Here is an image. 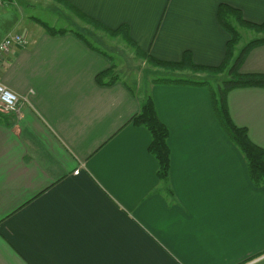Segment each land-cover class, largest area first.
I'll return each mask as SVG.
<instances>
[{
	"label": "crops",
	"instance_id": "0c3cea01",
	"mask_svg": "<svg viewBox=\"0 0 264 264\" xmlns=\"http://www.w3.org/2000/svg\"><path fill=\"white\" fill-rule=\"evenodd\" d=\"M4 2L0 41L18 33L28 43L0 63V83L20 98L19 112L0 122V264H264V187L219 126L209 92L188 78L136 88L126 53L117 61L119 48L98 34L126 40L153 73L172 75L151 60L217 66L229 40L220 5L262 23L264 0ZM51 8L65 26L39 17ZM41 23L65 32L51 35ZM96 25L126 26V36ZM143 64L135 74L147 72ZM239 72L264 74V43ZM137 90L168 128L165 181L150 133L130 123L144 100ZM226 102L234 124L264 149V89H232Z\"/></svg>",
	"mask_w": 264,
	"mask_h": 264
},
{
	"label": "trees",
	"instance_id": "16d2710c",
	"mask_svg": "<svg viewBox=\"0 0 264 264\" xmlns=\"http://www.w3.org/2000/svg\"><path fill=\"white\" fill-rule=\"evenodd\" d=\"M2 1L4 2L7 0H2ZM218 13H219L218 16L221 26L226 30V32L230 36V39L227 42L228 47L226 52L228 58H231V51H230L231 48L235 45L236 42L239 41L240 38L239 35L240 32L238 30L237 25L241 27L251 28L253 30L255 29L258 30L259 26L264 28V22L262 23L247 22L245 19L242 18L240 12L230 9L228 8V6H224L223 4L220 5ZM42 24L47 30V32L51 35L63 34L65 32L64 30H55L44 23H41V25ZM95 24L98 23L95 22ZM96 27H98L100 30L106 31L109 35H113V36L120 35L123 37L126 36V30H127L126 26H121L115 30L106 29L100 25H96ZM11 34H17V33H11ZM77 35L80 38H82L83 42L88 44L83 36L79 34ZM3 39L0 41V43L3 41ZM263 43H264V37L254 38L250 40L245 46H243L242 49L240 50L239 55L235 57V59L231 62L230 66L227 67L228 76L227 79L222 82L223 86L219 85L217 91L210 90L209 94L211 95L210 96L211 104L216 120L218 121L219 126L221 127L222 131L226 134V136L234 143L236 147H238L242 151L247 163L248 172L252 182L255 185L264 187V149L262 147L257 146L250 140L246 128L238 127L236 126V124H234L230 116L226 102L227 93L232 89L246 88V87H255V88L264 89V74L239 72L242 60L249 52V50ZM131 45L135 48L133 43ZM136 51L137 53H139V50L137 48ZM151 61L165 68L177 67L184 70H187L186 68H189V70L191 69V71L212 69L211 66H204L193 63L189 57H185L183 61L180 63L163 62V61L159 62L155 60H151ZM225 64L226 61L224 59L223 63L218 67H220L221 69L225 66ZM110 72L111 70L107 69L97 74L96 75L97 81L98 82L105 81L104 78L110 77L111 75ZM202 83L203 82H195L196 85H203ZM8 121H9V117L5 113L0 112V122L8 123ZM130 123L135 126L144 127L150 133V142L148 144V151L155 157L157 161L158 164L157 176L160 179H163L164 181L167 180L166 178H168L170 171V151L167 145V138L169 132L167 126L164 123H162L161 120L158 118V114L154 106V103L149 96H147V98H145L141 102L138 113H136L131 117Z\"/></svg>",
	"mask_w": 264,
	"mask_h": 264
},
{
	"label": "rangeland",
	"instance_id": "374dc122",
	"mask_svg": "<svg viewBox=\"0 0 264 264\" xmlns=\"http://www.w3.org/2000/svg\"><path fill=\"white\" fill-rule=\"evenodd\" d=\"M58 3L61 4L60 2H58ZM51 5H53V4H51ZM23 7L25 8L24 12L26 10L29 12L34 11L30 7H28L27 5H23ZM52 8L50 10L41 9L42 13L44 12V14H38L39 17L42 18L43 20L47 21L48 23H51L54 26H57V27L65 26V23H67V21L65 19L61 18L60 13L55 11ZM35 12L39 13L40 9H36ZM17 15L21 16V12L18 10H17ZM67 25H69V23ZM68 27L71 28L70 25ZM237 27H238V30L240 32V34H239L240 38H239V41L236 42L235 45L230 50L231 51V58H228L227 55H225V58H224L226 61L225 66L221 69H220V67H218L223 63V61H224L223 60L219 65L211 66L212 67L211 70H192L194 72V76H191L192 75L191 69L189 70V68H186L187 70H184V69H180L177 67L167 68L169 71L172 72V75L162 74L159 71V69H156L157 71L155 73H153L151 71L152 69H150V68H152L151 66L145 65V63L143 64V62L141 60L133 57V56H135L133 53V50L126 43V40L121 41V39L118 38V39H116V41H113V39H111V37H108V35L104 34L103 32L102 33L99 32L98 34H102V36H104V38H108L107 40L114 42L113 44H114V47L116 49L119 48V50L116 51L118 53L115 54V52H114L115 58L117 61H119L120 58H122L121 51L126 53V63L132 64L131 74H130V76H126V78L130 77L131 80L138 81V85H136V88L139 86L140 89H145V88H147L149 83L152 81H155L157 83H168V84L185 83V81H188L187 80V78H188V79H192L193 81H196V82H203L202 83L203 85H200V86L210 93V90L217 91L219 85L223 86L222 82L224 80H226L227 76H228L227 75V67H229L231 62L235 59V57H237L239 55L242 47L245 46L250 40H252L251 38L253 36L255 38L264 37V28L261 26H259L258 30H256V29L253 30V29L247 28V27H241L239 25H237ZM44 29H45V27H44ZM75 29H78L79 31H82L84 33L86 32L85 30H83L81 28H75ZM229 39H230V36H229ZM90 40L92 42H94L97 46H99L100 48L106 49L104 46H101L102 44L101 45L97 44V42L95 40H93L91 37H90ZM108 49L111 50V48H108ZM226 52H227V50H226ZM141 64H143L142 67L147 69V72L142 74V75H137V74H135V68H138V66H140ZM170 66H168V67H170ZM126 69H127V71H129V69H131V68L126 66ZM182 71H186V72L182 73ZM138 94H139L140 98L144 99V95H145L144 91H142V90L138 91ZM0 112H5V111L0 107ZM5 113H9V112H5ZM236 126H238V125H236ZM238 127H241V126H238ZM165 189H166L167 194L168 193L174 194V191H173L171 186H167Z\"/></svg>",
	"mask_w": 264,
	"mask_h": 264
},
{
	"label": "built area",
	"instance_id": "2783aa9c",
	"mask_svg": "<svg viewBox=\"0 0 264 264\" xmlns=\"http://www.w3.org/2000/svg\"><path fill=\"white\" fill-rule=\"evenodd\" d=\"M3 6H5V3L0 0V7ZM27 43V39L22 34H8L0 43V63L3 62L4 57L14 45L26 46ZM19 103V96L0 83V107L5 112L15 114L19 112Z\"/></svg>",
	"mask_w": 264,
	"mask_h": 264
}]
</instances>
